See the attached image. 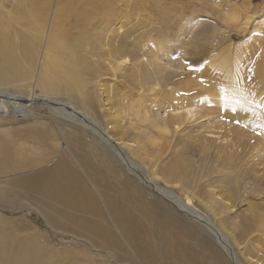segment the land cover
<instances>
[{
  "label": "rangeland",
  "instance_id": "obj_1",
  "mask_svg": "<svg viewBox=\"0 0 264 264\" xmlns=\"http://www.w3.org/2000/svg\"><path fill=\"white\" fill-rule=\"evenodd\" d=\"M25 1L0 0L9 45L19 53V75L0 91L34 97L30 106L13 101L17 110L0 107V142L10 152L6 161L0 153V253L9 248L15 257L33 258L39 250L41 259L54 254L62 260L71 249V255L98 256L91 260L96 264H128L40 216L44 203L30 187L33 177L66 155L94 192V176L108 187L129 179L133 188L121 186L136 206L161 203L147 208L148 215H176L174 227L193 224L151 187L164 191L207 217L240 264H264V0H37L41 14L19 23L13 14ZM58 7H68L65 16L82 12L80 26L68 16L54 27ZM45 60L58 74L76 62L70 95L42 85ZM41 97L89 117L138 172ZM84 157L91 170L80 164ZM191 227L203 237L189 241L182 228L174 235L195 253L210 247L231 264L205 230Z\"/></svg>",
  "mask_w": 264,
  "mask_h": 264
},
{
  "label": "bare ground",
  "instance_id": "obj_2",
  "mask_svg": "<svg viewBox=\"0 0 264 264\" xmlns=\"http://www.w3.org/2000/svg\"><path fill=\"white\" fill-rule=\"evenodd\" d=\"M74 1L76 2L80 0H71L67 3L70 4ZM36 2L37 0H26L25 3H27V6L23 4L16 12H14V20L21 23L28 20V15L34 16L35 13L41 14V12L35 8ZM67 8L68 7L63 9L58 7V9H56L53 18L54 27H60L68 16H73L75 19V26H80L79 24L82 23L81 17H83L82 12L74 10V12L65 16ZM5 25L6 23L0 19L1 86L7 82H12V80L16 79L19 75V72H16L18 69V56L16 57V55L19 53L16 54L10 47L9 39L12 38H10L9 31L6 28L8 26ZM60 37L63 42L67 41L66 36ZM14 49L16 48L14 47ZM50 51L53 52L51 48ZM46 58L48 60V57ZM47 60H45L46 62L42 74V85L44 87L46 85H51L53 93H57L63 88L65 92L67 91L66 93L70 95L72 88H74L73 83L76 81L75 78L70 79L71 76L73 77V74H75L73 73V69L76 62H70L67 66H64V70L61 69L58 74L59 67H54L53 63H49ZM25 69L28 70L26 67ZM64 72L69 76L68 79L64 77ZM69 73H72V75L70 76ZM33 98L34 97L31 96H15L5 91H0V107L17 110L18 106L15 105L17 103H13V101L20 102L21 104L27 103V105L30 106L33 102ZM41 101L50 106H59L63 110L68 111L73 119H76L94 134L98 135L99 139L111 151H113L115 156H117L123 164L126 165V168L129 167L133 169L135 173L138 172L134 167L135 164L124 155L116 144L114 146L110 143L107 136L104 137V133L101 132L102 130L96 123L92 122L89 117L73 111L71 106L56 99L41 97ZM89 127H91V129ZM0 153L3 155V161L9 159L10 152L4 148L1 142ZM79 162L84 168L92 169L89 167L88 161L85 157L80 158ZM31 163L34 164V162ZM32 164H29V166ZM17 167L19 168L20 166ZM127 171L130 170L127 169ZM178 171V169L174 170L175 173H173L172 176L176 177ZM33 180L34 186L30 187L34 188L35 193L40 195V199L44 203L41 205L43 213L40 216H42L46 223L54 229H61L63 232L71 233L74 237L81 238L80 240H82L90 249H94L104 254L109 253V257L115 261H124L128 264H204L208 260L211 263L214 261V264L215 261L218 260L220 264H223L221 258L218 256L216 258L215 252H212L210 247H207L208 253L206 251V253L200 252L198 254L189 248L188 242L181 241L178 236L174 235L178 233V228H182L181 231L184 234V238L188 240L189 238H194L195 240L200 237L202 238L203 236H201L200 229L192 230L194 227L192 228L191 225L194 226L197 224L198 228H201L203 231L205 230L207 235H210V238H213L215 244H217L223 253L226 254L231 264H240L236 259L232 246L228 243L225 236H223L221 232L212 225L207 217L197 215L178 199L173 198V196L171 197L164 191L151 187V190L154 192L156 191L155 193L158 194L159 197L171 202L175 208L180 212H183L193 224L179 222L177 226L174 227L172 222L176 220L178 221L176 215H148L146 213L147 208H157L158 206H161V203L152 200V203L148 205L146 204L147 206L143 202H140L139 206H136L135 200L132 201L130 194L121 186L124 184L130 187L132 186L133 188V184L129 179H124V181L120 183V186L114 183V181L109 182L110 187H108L107 183L105 184L106 181L96 179V176H94V183H91L92 186H94L95 191H97L94 192V189L88 187L83 178L80 177L77 169H75L71 160L66 155L62 156L52 168H47V170L35 174ZM142 181L144 184L146 183V185L149 183L146 179H143ZM106 187L109 189L106 190ZM109 190L112 191V194H107L109 193ZM29 194L32 195V192ZM189 226L192 229H190ZM0 235L2 236V234ZM202 241L204 240L202 239ZM202 241L201 243H203ZM66 250L68 252L66 251L65 253H67L68 257H63L62 260H55L57 257H54V254H45L41 259V256L38 255V253H40L39 250H32L34 252L31 251V256H34L33 258H25L23 255H17L15 257L10 249L6 248L0 253V264H96L95 261L92 262L91 260L98 256L89 255L86 251L83 252L82 256L71 255L69 254L71 249ZM120 253H123V255ZM124 255H128V259ZM36 257L38 259H36Z\"/></svg>",
  "mask_w": 264,
  "mask_h": 264
}]
</instances>
